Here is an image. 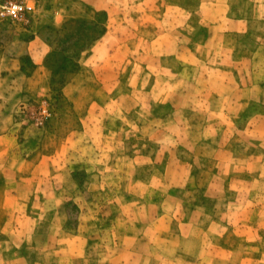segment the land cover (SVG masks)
Listing matches in <instances>:
<instances>
[{"label": "rangeland", "instance_id": "rangeland-1", "mask_svg": "<svg viewBox=\"0 0 264 264\" xmlns=\"http://www.w3.org/2000/svg\"><path fill=\"white\" fill-rule=\"evenodd\" d=\"M11 1L16 0H0V135L14 140L0 150V186L20 179L37 191L29 205H0V264H14L7 260L19 254L57 264L62 249L76 264H264V0H201L205 10L219 2V9L234 15L227 26L236 31L223 36L213 30L211 45L224 41L229 47L202 49L195 61L185 46H199L217 19L202 20L196 13L200 0H35L34 13L19 19L1 14ZM107 23L113 32L109 44L128 48L113 57L101 48L82 65ZM157 40L179 43L181 51L177 46L172 56L163 55L151 46ZM189 65L195 79L185 84V73H178ZM77 75L75 86L63 91ZM217 75L226 76L225 84L246 101L228 130L233 144L228 158L194 161L197 170L212 172L211 184L197 193L176 189L189 208L184 213L162 184L163 162L139 159L145 141L139 122H158L148 92L184 104L185 89L205 93L196 99L197 110L186 114L204 120L213 90L229 89ZM207 76L214 81L206 85ZM161 106L156 113L169 114V104ZM159 126L150 131L154 134L143 133L154 135L151 144L175 142ZM35 161L43 165L37 176L20 178ZM146 177L161 181L156 190L161 202L176 206L179 219L165 231L175 239L159 241L158 256L121 255L123 219L135 218V200L145 201L137 181ZM136 222L141 221L129 222L133 232H139ZM24 234L29 241L22 247Z\"/></svg>", "mask_w": 264, "mask_h": 264}, {"label": "crops", "instance_id": "crops-1", "mask_svg": "<svg viewBox=\"0 0 264 264\" xmlns=\"http://www.w3.org/2000/svg\"><path fill=\"white\" fill-rule=\"evenodd\" d=\"M199 4L203 5V1L200 0ZM202 5L201 8L196 11V13L201 16L204 22L209 23V18L213 16H217V19L214 24L210 23L212 26L209 28V36H207L201 44L199 43V46L195 47L191 44L185 46L187 48V52L185 54L189 55V58L193 61H195L194 58L199 59L200 55L202 54V49L206 52L207 50L210 51L209 48L211 47L216 50H224L225 48L229 47L224 41H221L218 45H211L213 30H217L219 32L222 31L223 36L227 34H234V32L231 31H236L234 27L227 26V23L229 22L234 23L236 17H234V15H230L229 11L225 9H219V2L213 4V8L211 10L203 9ZM107 20H109V18ZM167 31H169V29H167ZM111 33L113 32L107 23L103 35L99 39H96L91 45L90 49L92 52L90 53L89 57L85 56L81 58L82 65L86 64L88 59L94 55V52L101 48L105 49V52L108 53L109 57H113L115 52H118L119 50L125 51V49L128 48V45L123 44L116 49L113 44H109L108 40L112 37ZM151 46L154 50L160 48L163 49L164 52H162V54L166 56H172V54L176 52L174 48L177 50V46L178 50L181 51L179 43L175 45L172 41H165L164 44H161L159 40H157L153 41ZM199 47H202L201 50H199ZM113 49L114 52H112ZM199 52H201V54H199ZM35 63H37L38 68H43L44 66L42 65L44 63L42 60L37 59ZM193 70L194 67L189 65L184 66L183 69L179 71V76L185 73L183 76V82L185 84H190L191 81L195 79L194 73L192 72ZM78 76L79 75H77L75 79L73 78L71 81H68L62 90L65 92L70 91L68 90L69 87L75 86V81H77ZM179 78L177 80H179ZM216 79L221 80V85L228 81L226 76L221 75H217ZM213 81L214 80L211 76H207V78L205 77L206 85L207 83H212ZM197 84H201V82H197ZM170 85L171 84L169 83V86ZM225 85L229 87L226 92H224L225 90H213L214 102H209V105L207 106V112L205 113L206 116H203L204 120L200 121L195 120L192 115L188 116L186 114H192L193 111L195 112L197 110L196 104L198 100L196 99H199V101L204 99V92L197 94L193 92V90L184 88L185 90L182 92V94H180L183 95V100L185 101L184 104L180 103L181 100H179L178 103H172L170 100V95L166 94H163L164 96H160L159 98L153 96L152 94L153 98H151V93L153 91L148 92V99L151 101L150 113L158 121L156 123L158 126L156 128V124H154L153 120L148 121L145 119V121L142 123L139 122V131H141L139 137L145 139L144 143L139 145V159H145V164L148 161L153 163L163 162L164 172L162 173V184L167 187V194L169 198L181 203V209L183 212L189 208L185 206V201H183V198L179 196L176 189H178L181 193L186 191V189L191 193H197L201 191V189L211 184L210 173L212 172L208 171L206 168L197 170L194 161L198 160L199 162H203L214 159L217 163H219L228 158L227 153L229 154L230 151L233 150L232 139L230 138L232 134H229L228 130L235 126L234 122L236 121V117L238 116V113H240V109L246 100L243 102L241 101L239 89L231 84ZM166 91L167 90H165V92ZM213 91H210L209 93L212 94ZM155 94L156 93H154V95ZM167 103L169 104L170 108V110L167 111L169 114L161 115L160 113H156V106L160 108L162 107V104ZM194 104L195 106L193 107L192 105ZM142 110L143 109L141 107L139 112H142ZM217 112H220V114L217 115ZM183 113H185V117H183L184 122H181L178 118ZM213 114L215 116H213ZM212 117L217 119L213 120ZM159 125L166 128L167 134L171 136L175 142H166V140L161 142V140H159V142H153L155 146L151 144L152 140L154 139V135H144L143 133L146 132L147 134H154V132L150 131L158 130L160 127ZM198 132L200 133L199 136ZM183 135H186L187 137V144L182 140ZM209 138H215L216 144L213 141L211 142ZM13 140L14 139L8 136V134L0 135V150H7L8 148L6 147H10L13 143ZM164 146H168V149L163 150ZM57 156H59L58 153H56V157ZM135 158H137V156ZM186 165L189 166V168H187ZM41 166L43 165L35 161L31 171L27 174H24L23 176H20V178L32 180L37 176V169H39ZM140 166H142V164H139V170L142 168ZM6 170L7 169H5V171ZM153 177L155 178V181H157L156 175H153ZM153 177L151 179H147V177L144 179L139 178V181H137L139 182V186H141L139 188V198H143L145 201H139V199L135 200V218H129L127 221L126 219H123L125 232L119 236L124 248L121 255L130 253L132 256H136L138 258L141 256V254H143V252H145L148 256H158V242H167L175 239L173 236L166 235L165 231L168 230V227H171L173 224H175V219H179L174 212L176 206L174 207L170 200H167L166 202H161L159 200L158 192L156 190H160L159 185L161 184V181L159 184H156L153 181ZM180 187H184V191ZM36 191L37 190L35 189L34 184H24L20 179L14 183L9 180L4 186H0V205L5 208L13 207L14 204L11 205V201L17 203L16 205H19L20 202L29 205ZM195 206L199 208L201 207L205 210L207 209L206 205L196 204ZM193 212L197 214L196 209H193ZM201 216L202 214L199 216L200 219H202ZM138 219L141 222H139V226L137 222L135 225L139 229V232H133L132 223L129 222H134V220L138 221ZM189 220H191V217L190 219H186V224L191 223ZM129 225H131V227L127 228ZM24 235L26 238L23 239L22 247L26 245H24L25 242L28 243L29 241L28 236L26 234ZM62 236L64 235L59 234L60 238H62ZM176 236L179 238V235ZM62 250L65 253L64 249ZM164 250V255L167 257L170 256V253L166 254L167 247H165ZM63 254H58L59 258L57 264H76L74 259L71 261L65 256V254ZM174 255L176 256L178 254ZM22 259H24L27 264H47L44 260L30 261L23 254L16 255L15 257L8 259L7 262H13L16 264V262L22 261Z\"/></svg>", "mask_w": 264, "mask_h": 264}, {"label": "built area", "instance_id": "built-area-1", "mask_svg": "<svg viewBox=\"0 0 264 264\" xmlns=\"http://www.w3.org/2000/svg\"><path fill=\"white\" fill-rule=\"evenodd\" d=\"M35 11V0H16L3 6L1 14L10 18L19 19L31 16Z\"/></svg>", "mask_w": 264, "mask_h": 264}]
</instances>
